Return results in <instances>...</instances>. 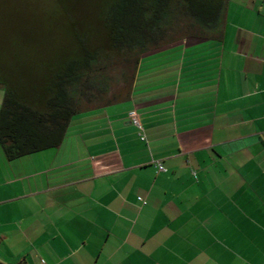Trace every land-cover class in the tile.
Here are the masks:
<instances>
[{
    "label": "crops",
    "instance_id": "1",
    "mask_svg": "<svg viewBox=\"0 0 264 264\" xmlns=\"http://www.w3.org/2000/svg\"><path fill=\"white\" fill-rule=\"evenodd\" d=\"M2 154L0 264H264V0H228L221 40L145 55L131 97L73 116L60 147Z\"/></svg>",
    "mask_w": 264,
    "mask_h": 264
},
{
    "label": "trees",
    "instance_id": "2",
    "mask_svg": "<svg viewBox=\"0 0 264 264\" xmlns=\"http://www.w3.org/2000/svg\"><path fill=\"white\" fill-rule=\"evenodd\" d=\"M227 4L228 0H113L104 18L106 34L97 48L91 45L92 37L83 31V22L75 18L67 33L75 36L73 30L76 31L83 51L75 62L70 61L56 70L53 87L47 88L50 92L55 88V91L44 102L43 95L48 93L39 92L37 83L41 79L35 77L39 67L34 61L38 58L34 59L33 55V64L29 63L26 47H44L50 44L49 38L44 40L43 46L38 34L26 23L13 22L11 35L0 32V69L4 67L3 62L11 67L6 68V93L0 110V145L6 159L12 161L60 147L73 116L95 107H90L94 88L107 89L110 79L104 76L107 69L104 62L109 61L112 54L120 52L131 60L138 52V58L131 86L127 82L118 98L106 104L131 97L135 73L145 55L188 37L221 40ZM183 17L188 19V34L173 39L168 30L179 28ZM124 76L127 81L128 75ZM83 98L87 99L86 104ZM87 103L89 105L83 108Z\"/></svg>",
    "mask_w": 264,
    "mask_h": 264
},
{
    "label": "rangeland",
    "instance_id": "3",
    "mask_svg": "<svg viewBox=\"0 0 264 264\" xmlns=\"http://www.w3.org/2000/svg\"><path fill=\"white\" fill-rule=\"evenodd\" d=\"M113 0H0V32L6 35H11L13 32L12 23L16 21H22L26 25L35 31L42 45L44 46V40L49 38L47 48H53L52 51L44 52L37 51L34 47H26L29 56L28 62H31L33 55L34 59L38 57L37 61H34L36 65L41 66L43 69H52L57 63V67H62L67 64L68 61H73L80 56L83 51L81 43L78 39L76 31L73 30L75 36H71L72 33L67 31L71 25V22L78 19L82 21V29L86 32V36L92 37V46L97 48L102 45L103 35L106 34L105 17L106 11ZM186 18V17H185ZM184 17L180 19V24L176 29L168 30V35L173 39L186 37L188 34V19ZM4 22V23H2ZM2 23V24H1ZM68 29V30H67ZM83 34V31L79 29ZM70 44L69 48H66ZM39 48V46H38ZM16 49H19L18 47ZM67 50V52L65 51ZM52 56V57H51ZM51 57V58H48ZM138 58V52L132 59H127L123 53H114L110 57L109 61L104 62L107 69L105 72L106 79H110V83L107 84V89L102 87L94 88L92 103L90 107L100 106L112 101L114 98H118L119 94L124 90L129 82L131 86L132 77L135 71V63ZM128 75L127 81L125 76ZM98 74H96L97 76ZM92 84V77L90 78ZM105 84V87H106ZM109 87V89H108ZM102 94V96L100 95ZM86 104V101H85ZM87 105H83L87 107ZM2 107V106H1ZM0 152L3 150L0 145ZM4 156V153L2 154ZM5 157V156H4Z\"/></svg>",
    "mask_w": 264,
    "mask_h": 264
},
{
    "label": "built area",
    "instance_id": "4",
    "mask_svg": "<svg viewBox=\"0 0 264 264\" xmlns=\"http://www.w3.org/2000/svg\"><path fill=\"white\" fill-rule=\"evenodd\" d=\"M129 117L131 118V120L133 121V123H134L136 126H138L139 129L142 130V127H141V124H140V121H139V118H138L136 112H134V111H133V112H130V113H129ZM145 139H146L145 136L142 135V140H145ZM158 169H159V171H165L164 166H163V165H160V164H159V166H158Z\"/></svg>",
    "mask_w": 264,
    "mask_h": 264
}]
</instances>
